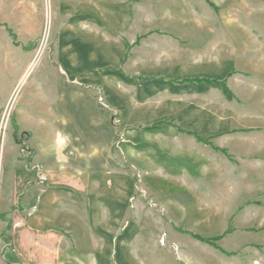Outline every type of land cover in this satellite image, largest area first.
<instances>
[{"label":"crops","instance_id":"obj_1","mask_svg":"<svg viewBox=\"0 0 264 264\" xmlns=\"http://www.w3.org/2000/svg\"><path fill=\"white\" fill-rule=\"evenodd\" d=\"M263 10L264 0H0L1 70L18 76L21 89L41 68L16 104L15 123L30 136L19 155L30 168L17 169L23 180L32 177V240L24 250L65 257L74 239L79 264L130 252L120 242L137 232L121 230V193L129 192L121 167L142 170L160 190L167 177L182 176L183 159L196 149L185 145L184 112L195 110L202 90L232 95L259 64L248 55L245 21ZM218 32L229 57L199 59ZM47 34L50 59L8 58L9 48L36 49ZM185 52L198 58L183 59ZM223 78V85L189 82ZM57 132L70 138L63 150Z\"/></svg>","mask_w":264,"mask_h":264},{"label":"rangeland","instance_id":"obj_2","mask_svg":"<svg viewBox=\"0 0 264 264\" xmlns=\"http://www.w3.org/2000/svg\"><path fill=\"white\" fill-rule=\"evenodd\" d=\"M245 23L250 27L248 55H256L259 64L234 83L232 95L219 87L193 98L195 110L184 112L182 128L186 148L192 143L196 149L183 159L182 176L167 177L160 190L149 185L153 178L147 181L142 170L127 163L121 167V183L129 188L128 194L121 193V230L125 226L137 233L134 241L120 242L129 243L128 254L94 256L100 264H264V13L248 16ZM217 34L215 46L200 49L199 59L229 57L228 40L223 32ZM47 40L48 34L36 49L9 48L8 58L28 59L32 54L34 59H50ZM181 56L198 58L186 52ZM40 69L20 89L19 77L0 68V264L82 260L74 253V239L66 245L73 255L65 257L41 259L24 250L32 240V177L23 180L17 169L27 166L19 155L30 136L20 127L15 141L13 123L18 97L23 92L21 101L30 92ZM194 133L205 142L197 145Z\"/></svg>","mask_w":264,"mask_h":264},{"label":"clouds","instance_id":"obj_3","mask_svg":"<svg viewBox=\"0 0 264 264\" xmlns=\"http://www.w3.org/2000/svg\"><path fill=\"white\" fill-rule=\"evenodd\" d=\"M70 143V138L65 135L63 132H57V147L63 150L64 148H67Z\"/></svg>","mask_w":264,"mask_h":264},{"label":"trees","instance_id":"obj_4","mask_svg":"<svg viewBox=\"0 0 264 264\" xmlns=\"http://www.w3.org/2000/svg\"><path fill=\"white\" fill-rule=\"evenodd\" d=\"M189 82H191V83H217V81H210V80H195V81H189ZM222 85H223V83H221ZM195 136L198 138V140L200 141V142H205L201 137H199L198 135H196L195 134ZM198 239H200L199 237H198Z\"/></svg>","mask_w":264,"mask_h":264},{"label":"water","instance_id":"obj_5","mask_svg":"<svg viewBox=\"0 0 264 264\" xmlns=\"http://www.w3.org/2000/svg\"><path fill=\"white\" fill-rule=\"evenodd\" d=\"M13 127H14V129H15V135H14V138H15V141H17V135H18V133H19V127H18V125L14 122L13 123Z\"/></svg>","mask_w":264,"mask_h":264}]
</instances>
